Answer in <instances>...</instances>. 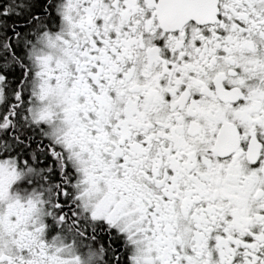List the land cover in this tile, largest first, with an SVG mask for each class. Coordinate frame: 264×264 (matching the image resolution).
I'll return each instance as SVG.
<instances>
[{
    "label": "snow or ice",
    "instance_id": "obj_1",
    "mask_svg": "<svg viewBox=\"0 0 264 264\" xmlns=\"http://www.w3.org/2000/svg\"><path fill=\"white\" fill-rule=\"evenodd\" d=\"M0 264H264V0H0Z\"/></svg>",
    "mask_w": 264,
    "mask_h": 264
}]
</instances>
